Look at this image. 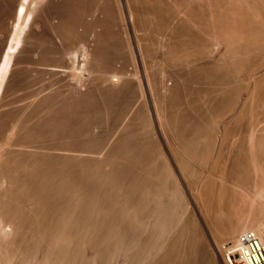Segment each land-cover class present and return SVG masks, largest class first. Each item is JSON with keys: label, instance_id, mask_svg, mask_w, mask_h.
<instances>
[{"label": "bare ground", "instance_id": "bare-ground-1", "mask_svg": "<svg viewBox=\"0 0 264 264\" xmlns=\"http://www.w3.org/2000/svg\"><path fill=\"white\" fill-rule=\"evenodd\" d=\"M142 1L135 0L132 3L131 2L128 3L126 0H0V264H114L115 263L114 256L116 254L122 255L124 257L129 255V253H132V256L136 255L137 253H141V255H143L142 257H144V260L150 258L153 259L154 262L159 250L158 249L159 246L158 239L160 236L159 234L167 233V231H169L168 229H170V227L167 228L168 227L167 225L172 219L170 218V216L173 217V213H174V211L172 210V214L170 213L171 215L169 216V211H170L169 209H172L171 205L173 204L172 202L170 204L169 199L170 201L175 200L176 202H178L179 198H181V196L179 198L177 197L179 196L178 194L180 193L179 191L178 193L176 191L177 190L175 185L176 182L172 184L173 183L172 180L175 181L174 179H176L174 178V175L177 176V179L179 180V184H183L182 183L183 180H184L183 182L185 183L186 182L185 179L188 180V178H190L189 181H191V183L189 184H191L192 187L187 186L185 189L187 190L186 194L187 193L189 194V196H187L188 198L191 196V198L194 199V195H195L194 193L196 192H197L196 195H200L203 197V198L201 197L202 201H204L203 199L206 200V198L208 199L209 197L211 198L212 196H217V195L219 196L221 194L223 195L228 192L230 193V191L228 190L231 189L232 187L231 188L229 187L228 190L225 189L223 191L222 188H224L225 186H223L222 184V187L220 188L219 185H216L217 183H215L214 181V179L217 178L219 176L218 174L222 171L219 170L220 171L219 172L215 168L216 173L219 172L217 174V177L214 176L216 173L211 174L209 171H208L209 173L206 171L203 172L201 170L199 172H195L194 170L196 169L194 170L191 169L190 171L186 166L189 162H187L186 164L187 160L186 161L184 160L185 154H187L188 158H193V160L194 158H198L199 160H201L200 161L201 164H204L209 159H214L212 157V155L214 156L213 154L214 152L212 153V155L210 153V151L212 152V150L213 151L215 150L212 147L213 140L215 139L213 137V134L218 139V143H219L218 147H220L219 150L222 147L225 148L228 146L235 147L237 148L236 151L237 152L239 151L240 154L242 152V154L241 157L240 154L238 155L239 159L236 157L238 154L236 151L235 152L237 154L234 153L235 155L232 156L236 157L239 161L241 160L240 158H242V160L244 161V158L247 157L249 161V165L248 163H246L248 161H246L245 163L247 164L248 167L250 166L252 168V171L249 170L251 171V173L248 172V176L249 174L250 175L252 174L251 176H253V179L251 181L255 182L254 180L255 177L258 180V182L261 184V186H263L264 188V0H175V1L173 0L176 6L177 14L181 13L179 15L185 16L181 18L184 19L185 22L183 20L180 21L181 19L180 20L178 19L179 21L177 20L178 22L176 21V24H174L173 23L174 21L167 16L168 13H166L165 15V12L164 13L162 12L164 9L163 4L160 3V1L162 0H159V2H157V0L155 1L151 0V2L149 0H144L145 2ZM170 2L172 4V1ZM165 7H167V5ZM173 11H175V8ZM161 13H163L165 16ZM116 14H119L120 16L123 15L124 18L128 21H130V19L134 16H140V15L142 17L147 16L149 20H152L150 19L151 17L154 19L158 14L163 15L162 17L161 15H159L160 17L157 19V21L159 22L157 24L152 25L153 30L157 29V31H160L162 28L167 30V33L162 34L163 31H166L162 29L161 30L162 32L161 31L159 32L161 34L158 37H156V39L157 38L159 39L158 40L159 47L155 49L153 48L154 46L151 47L148 46L150 44V41L153 38H155L150 31H147L149 32L148 35L144 34L145 37L141 36L142 38L144 37L143 39L144 40L146 39L145 42H147V40H149V38L151 37V34L153 35L151 39L148 41L149 44L147 43L148 44L147 47H143V49L145 48L144 50H146L149 53L148 55L149 57L147 56V58L148 60L150 59V61H156L157 60L156 58L158 57H159L158 60L161 61H164L165 58L166 60H168V62L172 60L173 62L174 60H179L178 61L180 62V67L178 66L179 69L173 70V73H171L170 71L171 74L168 73L169 75L166 73L167 74L166 79L161 80V86L163 90L165 89L168 91L169 90L171 91L172 89L176 90L178 81L183 83L182 84L183 86L187 84L188 83L187 81H189V79L192 77L198 80L199 82L201 81V79L203 80L202 84H204L205 86H203L202 90L200 89L201 91L198 92L199 93L202 92L200 94L204 95L201 96L205 98L207 103L205 101L204 103L207 104V107L211 111L212 110L215 111L214 117L216 118L215 120L216 122H214L215 124L212 122L211 123L214 124V126L216 125L215 127L214 126L213 127L218 130L216 131V133H218L217 135L216 133H213L212 129L213 130L215 129L212 127L211 129L210 125L212 124L211 123L209 124L208 122L207 123L205 122V124H203L201 123L202 121H194L190 119V121L192 120L193 122H189L187 120V122L189 123H186L185 119L187 117H183L184 115L180 114L181 116L179 120H177L178 121L177 125H179V121L182 117L185 125L182 129L186 128L185 131L188 132H185V134L189 133V135L188 136L185 135L184 130L181 131L180 127L175 126L174 130L176 135L179 137L178 141L180 140L179 142H181L182 144L181 152L183 151L181 153L180 151H178L177 148V151L179 153L175 154V156L179 157V161H176L175 160L176 158H173L175 162H172L173 159L171 158V162H168L167 156L164 157L162 156L163 154H160L161 156H158V158L159 157L163 158V160L161 159L160 161H155L158 160L157 156L155 155H154L156 158L155 160L148 161L150 158L148 159V157L145 156V154L144 156L148 160H144V159L139 160V158L141 157L140 155H142L147 151V149H145L146 151H144L142 154H139L140 152H142V150H144L143 148L139 153L137 152V154H139V158L137 162L135 161L136 159H134L135 163L134 164L132 163L135 171L130 170L135 172V173L132 172V176L134 174L135 177L134 176L131 177L130 176L131 173L127 175V172L131 165H129L127 169L126 167L128 165L125 166L124 162L123 163H121L122 161L119 162L117 158H116L117 160H115L113 163L112 161L114 159H110L109 157L114 158V156L112 157L111 155H109L108 157L111 160V162L110 160H108L109 162L108 166L112 163V166L114 167L113 169L114 171L112 172L110 170L111 168L110 169L108 168V171L110 172L101 169V167L106 165L107 160L103 162L99 158L93 159V156L99 155L100 153L102 154L104 149L102 150V152L100 149L103 148L104 144L110 145L109 144L111 141L110 138H107L106 140L109 139V141H106V143L103 142L104 144H102V140L100 139L102 145L100 144L99 147H97L98 145L93 146L94 144L93 145L87 144L86 146H84L83 144L79 145L78 130L81 129H78L77 126L78 129L77 130L70 121L72 115H74V117L80 115L79 104H75L78 105V107H75L74 104H72L73 106L70 105V102L66 103L68 111H70L71 114L70 118L67 117L65 118V116L61 117L62 113L59 114L60 112L58 111L61 110L59 104L57 105L58 107L53 104L55 106L54 110L53 108H50V110L51 109L53 110V112L50 111L51 113L50 115L52 116L50 120L46 121L47 120L46 119L41 122V127H38L41 128V130L37 131L36 129H34L35 127L32 129L28 127L27 129L25 127L26 126L25 123L27 122L25 116L29 117L31 111L30 116L33 117L32 114L34 113L33 106L37 103V106H41L43 108L46 107L45 109L47 108L49 109L48 106L52 105L51 103L53 102V98L55 97V95L54 97L52 96L53 95L52 92L57 93L58 90L60 91L61 89H59V87L60 88L64 87L62 88L63 90L66 88L64 92L67 91L68 93L66 92V94L69 95L71 94L70 96H72L74 100L79 99L78 97L81 96L82 99H84L82 103L87 108V104H90L89 101H91L89 98L91 97L90 93H92V91H89V86L88 89H85L83 87L86 86L85 84H87V82L89 81L90 76L91 78H94L96 76L97 81L101 86L102 85L104 86V87L102 86V88L107 89L106 91L108 92V94H110L109 91L111 90L115 91L114 89H116L117 87L120 88L121 86L124 87L123 89H125V91L122 89V91L124 92H126V89L128 88L130 91H127V94L130 93L132 100L130 106L131 108H128L129 106H127V108L129 109L128 112L137 109V107H139L141 104L143 106V103H145L146 100L148 101V95L151 94L150 96H152V90L154 86L152 87L151 84H149V82L150 81L152 82V80L149 79L150 77L146 75L147 73L144 71L147 65L145 63V60L143 59L144 54H142V52L144 50H142L141 52L138 47L139 44L136 45L138 41L134 45L132 40L133 43L132 46L133 48H131L133 50V57H132L133 61L131 60L133 63L132 73L130 72L129 74H126V72H123L122 70H125L124 69L125 67L121 68L122 69L121 70L120 69L121 65L119 66L115 61L112 62L110 60L111 57L108 56L109 53L108 47H110L109 46L110 38L113 36V38L115 39L117 36L115 33L112 35L110 34L111 32H109L111 29L110 25L111 23L112 24L114 23L113 19L115 18ZM173 14L171 18L175 15ZM179 15L177 16L175 15L176 18H178ZM160 18L161 20H159ZM145 22H146V18H145ZM169 24H174V26ZM150 25L149 27H151ZM146 26H147L146 29H149L148 25H145V27ZM134 36L135 35H133V38ZM141 37L139 39H142ZM144 53L146 52L144 51ZM177 54L182 57L178 58ZM154 58L156 60H153ZM154 65H150V66L154 67ZM27 68L28 70L29 68L32 69V71L34 72L32 74L37 76L39 75L41 77L43 76L51 80H48V82L50 81L49 83L44 82L49 84V87L48 88L46 87L47 89L46 88L40 89L39 93L36 92V94H34L35 91L33 90L34 91L33 94L35 95V97H37L34 98L37 100L32 99L31 101H29V104L26 102L28 105L25 107L23 105L22 107L24 108L21 107L23 112L19 114V111H17L16 109L18 108V106L17 107H15L16 105L12 106V104L14 103L13 98H15L12 96V94L16 92V90L18 91L19 89H21L23 80L25 81L27 77L26 75L25 79H23V75L25 76L26 74V73L23 74V72ZM137 68L139 69V72ZM92 75L95 76L92 77ZM94 80L95 79H92V81ZM27 81H29L28 78ZM27 81L25 82L26 84ZM88 83H90L91 85L93 84V82L91 83L90 81ZM29 84L30 83H28V85ZM38 85H40V83H38ZM136 88H137V95L135 96L133 93L136 90ZM26 89L28 88L26 87ZM22 91L25 90L22 89ZM116 91L118 92V90ZM119 92L121 93V91ZM172 92L175 91L172 90ZM29 94H31V90ZM39 94L40 97L38 98L37 95ZM111 95L113 96L112 93ZM106 96L108 97V95ZM125 96L126 95H123L124 98ZM18 97H20V95L17 96V98ZM173 97L175 98V96ZM21 99L22 96L20 98V101L22 102V100L26 98L24 96V98L22 100ZM171 99L172 98H170V100ZM192 99L193 98H191V100ZM128 100L129 98L126 101L128 102ZM101 101L103 102L104 100L101 99ZM48 103H50L51 105H48ZM17 104H21V103L18 102ZM64 104H62L61 107L66 106ZM205 104L202 105L206 106ZM126 105L127 104H125L124 106ZM13 107H15V109H13ZM207 107L206 109L208 110ZM38 109L41 110L40 107ZM46 112L49 113V110ZM47 113L46 116L48 118L49 115H47ZM212 113L214 112L212 111ZM110 114H112V112ZM164 115L166 116V114ZM198 117L196 118L197 120H199ZM135 118L137 119L138 117ZM106 120L108 121V119ZM106 120H104L103 122L105 123ZM117 121H121V120H117ZM123 121L125 123V120H122V122ZM204 121H206V119ZM83 124L85 125V122ZM119 125H121V123H119ZM124 125L122 127H124ZM172 125L170 123V127ZM180 125L182 126V124ZM200 125L201 126L204 125V128L202 127L198 128V126ZM115 128L116 126L114 125V130ZM112 135L114 136V134ZM50 136L62 140L63 143L60 140L59 141L62 144L60 142L58 143L57 140L55 142H57L58 144L55 145L52 144L51 146L50 144L47 145L48 142L46 141ZM120 136L121 135L119 133V138ZM119 138L118 140L122 139ZM142 140L140 142L136 141V143H138L137 146L138 147L140 146V148L141 146L147 145L145 144L146 142ZM131 144L132 143H130V145ZM125 145L127 146L129 144H127L126 142ZM124 147L121 146V148ZM138 147H136V149ZM211 147L213 148L212 150ZM230 147H228L227 149H229ZM150 148L151 147H149V149ZM167 148L170 147L168 146ZM132 149L133 148H131L130 150ZM152 149L153 150L155 149L154 151L156 155L159 154L157 153L159 151V148H157L158 149L157 152H156V148H152ZM184 151H186V153H184ZM227 151H230V149ZM128 153H131V151ZM174 153L171 154L173 155ZM124 154L126 155V153ZM124 154H122V156H124ZM134 157H131L130 155V159L131 158L133 159ZM124 158L122 157V160ZM127 158H129V154L127 155ZM181 159H183V162ZM237 159H233V161L234 160L236 161ZM210 162L208 163L212 164V162L211 163ZM214 162H216V160H214ZM218 163L220 164V162ZM12 164L14 166V169H12L11 167ZM195 164L197 165V163ZM224 164L225 163H222V165ZM92 166H96L94 167V169L100 167L99 169H101V172L98 171L99 169L97 170L98 173L91 172L93 170ZM201 166L203 165H200L199 167L202 168ZM236 166L235 169L232 168L233 166H231V168L235 171L237 169ZM77 167H80L81 171H83V174H79L82 175L83 177L78 176L76 174L75 171ZM204 167L206 168V166ZM238 167L240 166L238 165ZM225 169L227 168L225 167ZM225 169H221L223 170L222 173L224 175H225L224 173ZM205 170H207V168ZM213 170L212 172H214ZM230 170L227 172L229 173ZM118 171L119 173H117ZM237 171L238 170H236L235 172ZM24 173L27 174L28 176L26 175L21 176V174ZM230 173L233 172L231 171ZM244 173H247V171ZM244 173L243 171L242 173H238V177L236 178L239 179V174H241L240 175L241 177L242 176L245 177ZM235 174L234 176L237 175ZM184 175L187 178H185ZM182 176L185 179H183ZM247 177H245V179ZM250 179L248 177V180ZM215 180L217 181V179ZM172 185H175L174 186L175 188L172 187ZM261 186L258 185V187ZM181 188L182 189L184 188L183 185L179 189ZM234 191L235 193H233V195L234 194L236 195V193L239 192L238 190L237 191L234 190ZM262 191L264 190L262 189ZM262 191L261 189L260 191L257 192H255L254 190L255 193L253 192L254 196L251 201H249V197L248 200L246 199L247 195L246 198L243 197L244 198L243 199L241 197L243 196V194L241 196L240 195L238 196L237 194L238 197L237 196L236 197L238 199L239 197L242 199H239V201H237L238 199L236 201L233 200V203H235V207H233V211L231 212H233L234 219H232L231 217L232 213H230L231 215L228 214L226 216H223L221 213H219L223 217L221 218L219 217V219L215 218V221L216 220L219 221L220 219H222V221L224 220L223 224L219 225V228L217 229H219L220 231V235H221L220 238H222V236H224L225 238L223 237V243L214 242L215 249L213 248L215 250L214 254L216 256L219 255V257L221 256V260L223 264H225V257L228 250V246L232 241H234L236 236L244 230H250L254 232L264 245V224L261 218L263 213L262 212L263 206L258 201V198H260V196L262 197L261 195ZM240 192L242 193L241 190ZM215 193H217V195H215ZM228 194H226V197H228L227 196ZM183 195H185V192H183ZM222 195L221 197L225 198V196ZM197 197L195 198L197 199ZM221 197L219 196L217 199L219 198L221 199ZM214 198L215 197H213L212 200ZM232 198L235 199L234 196H232ZM220 199L219 201L223 200ZM212 200L208 199V201H210L209 202L210 204ZM202 201H198V202H202ZM180 202L185 203L182 202V200H180ZM191 202H193V200ZM206 204H207V200L204 205L205 207L208 206V204L207 205ZM218 205H217L218 208H220V204ZM245 205L248 206L247 211H245L244 209ZM212 206L214 207L213 203ZM212 206L211 208H213ZM208 207L210 209V206ZM194 208H196V206ZM206 209L209 210L208 208ZM252 209L254 210V212L252 211ZM216 214L217 212L215 213V216ZM205 217L207 216L205 215ZM175 219L176 218H174V220ZM215 221L213 220V222L216 224L217 222ZM219 222L222 223L221 221ZM191 225L195 228L194 229L190 228L192 232L190 237L187 238L190 239L189 242L191 243L190 247L194 249L196 238L193 233L197 231L196 228H198L197 226L198 224L196 223V225L195 224H191ZM174 235L175 234H173V236ZM176 236H178V234ZM181 238L183 239L184 237ZM199 240L197 239V241ZM174 241L175 240H173V242ZM167 244L171 245L169 243ZM191 248L189 250H191L192 252ZM165 251L164 253L166 252L167 253L163 255L164 257H162V255L159 256V259L161 257L160 262L157 259V261L160 264L162 262H165L166 259L172 254V253L170 254V251L168 250L166 252ZM171 251H173L172 248ZM202 257H200V259ZM189 259H192V257H189ZM126 260L128 259L126 258ZM119 261H121L120 258ZM194 261L192 260V264Z\"/></svg>", "mask_w": 264, "mask_h": 264}, {"label": "rangeland", "instance_id": "rangeland-1", "mask_svg": "<svg viewBox=\"0 0 264 264\" xmlns=\"http://www.w3.org/2000/svg\"><path fill=\"white\" fill-rule=\"evenodd\" d=\"M128 3H132L133 1H135V0H126ZM137 1H142V0H137ZM150 2H151V0H149ZM149 1H147V2H149ZM153 1V0H152ZM155 1V0H154ZM165 1V2H164ZM162 0V1H160V3L161 4H163V6H164V9H163V13L165 12V15H166V13H168L167 14V16L170 18V19H172L173 21V23L174 24H176V21L179 19H181V18H183V17H185V16H182V15H179V14H181V13H178L177 14V12H176V6H175V3H174V1L173 0ZM170 1H172V4H171V2ZM142 2H145L144 0L142 1ZM157 2H159V0H157ZM167 5V7H165ZM165 8H166V10H165ZM168 8V9H167ZM173 8V9H172ZM174 8H175V11H173L174 10ZM165 10V11H164ZM172 11V12H171ZM163 13H161V14H163ZM170 13H174L176 16L177 15H179V17L178 18H176V16L174 15L172 18H171V16H172V14H170ZM161 14H158L154 19L151 17L150 19H152V20H149V18H147V16H144V17H142L141 15L140 16H134V17H132L131 19H130V21H128V20H126L125 18H124V16L123 15H119V14H116V16H115V18L113 19L114 20V23L112 24L111 23V29H113V30H111L110 29V31L109 32H111L110 34H116L117 36H116V41H115V39L113 38V36L110 38V41H109V46L110 47H108V50H109V53H108V51H107V53H108V56L109 57H111L110 58V60L112 61V62H117V64L120 66L121 65V67H120V69L121 68H124L125 70H122L123 72H126V74H129L130 72L132 73L133 71V63H132V61H133V50L131 49V48H133L132 46H133V43H134V45L136 44V42H137V44L136 45H138V47H139V49H140V51L142 52V50H144L143 49V47H147V45L149 44V40L151 39V37L154 35V37L155 38H153L151 41H150V44L148 45V46H154L153 48H157V47H159V39L157 38L156 39V37H158L161 33H159L160 31H157V29H152L153 27H152V25L153 24H157L159 21H157V19L160 17L159 15H161ZM118 15V16H117ZM164 15V14H163ZM163 15H161V17L163 16ZM164 15V16H165ZM170 15V16H169ZM176 19H175V18ZM145 18H146V22H145ZM156 19V20H155ZM134 20H136V21H134ZM144 20V21H143ZM159 20H161V18L159 19ZM178 20V21H179ZM184 21L185 22V20L184 19H181L180 21ZM133 21V22H132ZM152 21H153V23H152ZM155 21V22H154ZM177 21V22H178ZM126 22V23H125ZM145 22V23H144ZM152 23V24H151ZM181 23V22H180ZM183 23V22H182ZM124 24H126V25H124ZM151 24V25H150ZM174 24H169V25H173L174 26ZM131 25V26H130ZM135 27H134V26ZM142 26V27H139V26ZM145 25H148V27H149V25L151 26V27H149V29H146L147 28V26L145 27ZM115 26V27H114ZM127 26V27H126ZM132 27V28H131ZM145 27V28H144ZM116 28V29H115ZM142 28V29H141ZM129 29V30H128ZM136 29V30H135ZM138 29V30H137ZM141 29V30H140ZM144 29V30H143ZM133 30V31H132ZM152 30V31H151ZM163 30H166V29H163ZM147 31H150L151 33V37L149 38V40H147V42H145L146 41V39L144 40L143 38L145 37V35H148L149 34V32H147ZM157 31V32H156ZM168 31H169V29H168ZM125 32H127V33H125ZM131 32V33H130ZM162 32V31H161ZM164 32V33H163ZM162 32V34H165V33H167V30L166 31H163ZM118 33V34H117ZM155 33V34H154ZM159 33V34H158ZM121 34V35H120ZM123 34V35H122ZM132 34V35H131ZM142 34V35H141ZM145 34V35H144ZM133 35H135L134 36V38H133ZM137 35V36H136ZM156 35V36H155ZM130 36V37H129ZM141 36H144L143 38L141 37ZM150 36V35H149ZM129 37V38H128ZM138 37V38H137ZM142 38V39H139V38ZM123 38V39H122ZM127 38V39H126ZM132 38V39H131ZM136 38H137V40H136ZM141 41H144V42H140L139 40ZM156 39V40H155ZM114 40V41H113ZM132 40H133V43H132ZM123 42V43H121V42ZM135 41V42H134ZM157 41V42H156ZM130 42V43H129ZM126 43V44H125ZM140 43H142V44H140ZM148 43V44H147ZM156 43H157V45H156ZM112 44V45H111ZM121 44V45H120ZM132 44V45H131ZM144 44V45H143ZM120 45V46H119ZM126 45V46H125ZM116 46V47H115ZM119 46V47H118ZM130 46V47H129ZM141 46V47H140ZM125 49V50H124ZM129 49H131V50H129ZM150 49V48H149ZM118 51V52H117ZM144 51L146 52V53H144ZM143 52H142V54H144L143 55V59L145 60V63H146V68H145V72L147 73L146 75H148L150 78L149 79H151L152 80V82L150 81L149 82V84H151V86L153 87V90H152V96H150V95H148V101L146 100H144L145 101V103H143V106H142V104L139 106V107H137V109H134V110H132V111H130V112H128L129 111V109L128 108H131L130 106H131V96H130V93L129 94H127V91H130L128 88V90L126 89V92H124L125 91V89H123L124 87H122L121 86V88L120 87H117L116 89H114L115 91H113V90H111V91H109V93L110 94H108V92L106 91L107 89H105V88H102V86L99 84V82L97 81V78H96V76L95 75H92V77H94V78H91V76H90V79H89V81L92 83L93 82V84L91 85L90 83H88L87 81V84H85L86 86L85 87H83V88H85V89H88V86H89V91H92V93H90V95H91V97L89 98L91 101H89L90 102V104H87V108L84 106V104L82 103V101H84V99H82V97L81 96H79L78 98L79 99H76V100H74V98H72V96H70L69 94H66V92L67 91H65L64 92V90L66 89H62V88H64V87H62V88H60L59 87V89H61L60 91L58 90L57 91V93H53L52 92V96L54 97V95H55V97L53 98V102L50 104V103H48V105H51V106H48L49 107V109L47 108V109H45V108H43V107H41V106H37V103L33 106L34 107V110H33V112L34 113H32L33 114V117L32 116H30L31 115V111H30V114H29V117H27V116H25V118L27 119V122L25 123V127L27 128H34V129H36L37 131L38 130H41V128H38V127H41V122L42 121H44V120H46V121H48V120H50V118H51V116L52 115H50L51 113H50V111L51 112H53V110H54V108H55V106H57L58 104H59V107L61 108V110H58L60 113L59 114H61V117H63V116H65V118L67 117V118H70V116H71V114H70V111H68V108H67V105H66V103H69L70 102V105H72V104H74V106L75 107H78V105H75V104H79L80 105V107H79V116L77 115V117H74V115H72L71 116V123H72V125L77 129V126H78V129H81V130H78V143H79V145L80 144H83L84 146H86L87 144H90V145H93V146H97V147H99V145L101 144V140H102V144H104V143H106V141H109V139L108 140H106L107 138H110V145H106V144H104L103 145V148H101L100 150H101V152H102V150H103V152H102V154L100 153L99 155H96V156H93V159H96V158H99L100 160H102L103 162L104 161H106V165L105 166H103V167H101V169L102 170H104V171H106L107 170V172H110V171H108V168L111 170V172L112 171H114L113 169H114V167L112 166V163L110 164L111 165V167H110V165L108 166V164H109V162H108V160H110V159H114L112 162L114 163V161L115 160H117L118 159V161L120 162V161H122L121 163H123L124 162V165L126 166V165H128L126 168L128 169V167H129V165H131L130 167H129V170H128V172H127V175L129 174V173H131L130 174V176L131 177H133L134 176V174H133V176H132V172L133 171H135V169H134V167H133V165H132V163L134 164L135 163V161L137 162V160H138V158H139V154H142L144 151H146L145 149H147V151L145 152V153H143L142 155H140L141 157L139 158V160H148L149 158V160L148 161H152V160H155L156 158H155V156H157V158H158V156H161L160 154H163L162 156H164V157H166L167 156V158H168V162H171V158L173 159V158H176L175 160L176 161H179V157H177V156H175V154H178L179 152L178 151H180L181 152V150H182V144H181V142H179L178 141V136L176 135V133H175V126L176 127H180V130L181 131H183L184 130V134H185V132H188V131H185V129H182L185 125H184V121H183V118L181 117V119H180V121H181V123H180V121H179V125H177L178 124V121L177 120H179V118H180V116L181 115H184L183 117H187L186 119H185V122L186 123H189V122H193L192 120H194V121H202L201 123H203V124H205V122L207 123H214V122H216L215 120H216V118L214 117V114H215V111L214 110H212L214 113H212V111L207 107V104H205L204 103V101L206 102V100H205V98L204 97H202V96H204L203 94H200V93H202V92H198V91H201L202 90V87L203 86H205L204 84H202L203 83V80L201 79V81L199 82L198 80H196V79H194L193 77L192 78H190V77H188V78H190L189 79V81H187L188 83L187 84H189V85H187V84H185V85H183L182 86V84L183 83H181L180 81H178L177 82V89H179V90H175V89H172V90H174L175 92H176V95H175V92H172V90L170 91H168V90H163L162 89V86H161V80H163V79H166V75L169 73V74H171V73H173V70H177V69H179V67H180V62H178L179 60H174V62H173V60L172 61H169L168 62V60H166V58H165V60L164 61H161V60H158L159 59V57L158 58H154L153 60H156V61H150V59L148 60V58H147V56L149 55V53L146 51V50H144ZM116 52V53H115ZM129 52V53H128ZM131 52V53H130ZM111 53H113V54H111ZM112 55H114V56H112ZM118 55V56H117ZM178 55V54H177ZM176 55V56H177ZM129 57V58H128ZM145 57V58H144ZM149 57V56H148ZM179 57H182V56H180V55H178V58ZM147 59V60H146ZM176 59H177V57H176ZM132 60V61H131ZM164 62V63H163ZM148 63V64H147ZM159 63V64H158ZM169 63V64H168ZM175 63V64H174ZM124 64V65H123ZM155 64V65H154ZM161 64V65H160ZM150 65H154V67L153 66H150ZM168 65V66H167ZM174 65V66H173ZM123 66V67H122ZM155 66H157V67H155ZM165 66V67H164ZM179 66V67H178ZM149 67V68H148ZM164 67V68H163ZM152 68V69H151ZM156 68H157V70H156ZM170 68V69H169ZM28 70V68L27 69H25L24 70V72H23V74L24 73H26L25 74V76L23 75V79H25V77H26V75H27V77H26V79H25V81L23 80V83H22V86H21V89H19L18 91L16 90V92H14L13 94H12V96L13 97H15V98H13V97H11V98H13V101H14V103L12 104V106H15V107H17L18 106V108H16L17 109V111H19V114L21 113V112H23V110L21 109V107L24 105V107L25 106H27L28 104H29V101H31L32 99L34 100L35 98H37V97H35V95L34 94H36V92L37 93H39V90L40 89H45L46 87L48 88L49 87V82H48V80H51V79H48V78H45V77H41V76H39V79H38V76L37 75H34V74H32V73H34L33 71H32V69H30L29 68V70ZM31 70V71H30ZM120 70V71H121ZM137 70H138V72H139V69L137 68ZM149 73H148V72ZM161 71V72H160ZM170 71H171V73H170ZM128 72V73H127ZM164 72V73H163ZM28 73V74H27ZM30 73V74H29ZM162 73V74H161ZM167 73V74H166ZM33 76H32V75ZM168 74V75H169ZM28 75H29V77H28ZM161 75H162V77H161ZM35 76V77H34ZM37 76V77H36ZM41 77V78H40ZM27 78H28V80L29 81H27ZM30 78V79H29ZM44 78V79H43ZM156 80H154V79ZM35 79H37V80H35ZM42 79V80H41ZM47 79V80H46ZM92 79H95L94 81H92ZM160 79V80H159ZM31 80V81H30ZM45 80V81H44ZM27 81V84L25 83ZM154 81V82H153ZM158 81V82H157ZM207 81V80H206ZM37 82V83H36ZM44 82H48V83H44ZM28 83H30L29 85H28ZM38 83H40V85H38ZM42 83H44V84H42ZM194 83H196V84H194ZM46 84V85H45ZM90 84V85H89ZM153 84V85H152ZM160 84V85H159ZM25 87H24V86ZM32 85V86H31ZM195 85V86H194ZM200 85V86H199ZM179 86V87H178ZM185 86V87H184ZM188 86V87H187ZM191 86V87H190ZM26 87L28 88V89H26ZM33 87V88H32ZM36 87V88H35ZM43 87V88H42ZM53 87H55V86H53ZM57 87V86H56ZM104 87V86H103ZM198 87V88H197ZM38 88V89H37ZM46 88V89H47ZM95 88V89H94ZM120 88V89H119ZM126 88V87H125ZM134 88H135V85H134ZM158 88H159V90H158ZM184 88V89H183ZM22 89H24L25 91H22ZM122 89L124 90V91H122ZM156 89V90H155ZM189 89H190V91H189ZM201 89V90H200ZM30 90H31V94H32V97H31V94H29L30 93ZM35 91V93H34V91ZM103 90V91H102ZM116 90H118V92L119 91H121V93L119 92V94H121V95H119L118 94V92L116 91ZM133 90V89H132ZM131 90V91H132ZM154 90H155V92H154ZM163 90V91H162ZM23 93H22V92ZM47 91V90H46ZM54 91V90H53ZM56 91V90H55ZM134 91V90H133ZM132 91V92H133ZM135 91H136V94H135ZM134 91V95L136 96L137 95V88H136V90ZM196 92V94H195V92ZM18 92V93H17ZM114 92H115V94H114ZM116 92H117V94H116ZM123 92V93H122ZM170 92V93H169ZM178 92V93H177ZM186 92H187V94H186ZM198 92V93H197ZM15 93H16V95H15ZM34 93V94H33ZM68 93V92H67ZM96 93V94H95ZM111 93L113 94V96L111 95ZM169 93V94H168ZM173 93V94H172ZM24 94V95H23ZM29 94V95H28ZM48 94H50V93H48ZM132 94V95H133ZM171 94V95H170ZM191 94V95H190ZM20 95V97H18L17 98V96H19ZM34 95V96H33ZM46 95V94H45ZM44 95V96H45ZM57 95V96H56ZM59 95H61V96H59ZM106 95H108V97L106 96ZM111 95V96H110ZM116 95H117V97H116ZM123 95H126L125 96V98L123 97ZM129 95V96H128ZM162 95V96H161ZM168 95V96H167ZM175 96V98L173 97V96ZM200 95V96H199ZM202 95V96H201ZM21 96H22V99L24 98V96H25V98L26 99H21L22 100V102L23 103H25V104H23L21 101H20V98H21ZM27 96V97H26ZM38 96V98L40 97V94L39 95H37ZM121 98H120V97ZM151 97V99H150V97ZM172 96V97H171ZM199 96V97H198ZM28 97H30V98H28ZM35 97V98H34ZM104 97V98H103ZM116 97V98H115ZM161 97V98H160ZM172 98L171 100H170V98ZM177 97V98H176ZM184 97V98H183ZM56 98H57V101H56ZM63 98H64V100H63ZM129 98V100H128V102L130 103H128L126 100ZM163 98H165V99H163ZM173 98H174V100H173ZM181 98H182V100H181ZM187 98V99H186ZM191 98H193L192 100H191ZM17 99V100H16ZM81 99V100H80ZM94 99V100H93ZM96 99V100H95ZM98 99V100H97ZM100 99V100H99ZM101 99L102 100H104L103 102L101 101ZM109 99V100H108ZM116 99V100H115ZM155 99V100H154ZM156 99H158V100H156ZM176 99V100H175ZM203 99V100H202ZM18 101V102H20L21 104H17L18 102H16V101ZM24 100H27V101H24ZM35 100H37V99H35ZM61 100V101H60ZM72 100V101H71ZM75 102H74V101ZM105 100H107V101H105ZM112 100H114V101H116V102H114V101H112ZM121 100V101H120ZM124 100H125V102H124ZM152 100V101H151ZM178 100H179V102H178ZM195 100V101H194ZM56 101V102H55ZM110 101V102H109ZM123 101V102H122ZM175 101V102H174ZM182 101H183V103H182ZM188 101V102H187ZM198 101V102H197ZM201 101V102H200ZM16 102V103H15ZM28 104H27V103ZM59 102V103H58ZM61 102H63V103H61ZM99 102H100V104H99ZM113 102H114V105H113ZM149 102V103H148ZM174 102V103H173ZM177 102V103H176ZM190 102V103H189ZM65 103V104H64ZM92 103V104H91ZM97 104V105H95V104ZM103 103V104H102ZM106 103V104H105ZM110 103V104H109ZM148 103V104H147ZM153 103V104H152ZM207 103V102H206ZM55 106H54V105ZM62 104H64V105H66V106H62L61 107V105ZM82 104V105H81ZM99 104V105H98ZM105 104V105H104ZM108 104V105H107ZM121 104H123V105H121ZM125 104H127L126 106H124ZM179 104V105H178ZM181 104V105H180ZM185 104V105H184ZM202 104H205L206 106H204V105H202ZM21 105V106H20ZM90 105V106H89ZM120 105V106H119ZM149 105H150V108H149ZM152 105V106H151ZM173 107H172V106ZM175 105V106H174ZM179 107H178V106ZM187 105V106H186ZM194 105V106H193ZM197 105H199V106H197ZM20 106V107H19ZM54 106V107H53ZM73 106V105H72ZM103 106V107H102ZM110 106H111V108H110ZM126 108H124V107ZM127 106H129L128 108H127ZM182 106V107H181ZM189 106V107H188ZM193 106V107H192ZM15 107H13V109H15ZM24 107H22V108H24ZM36 107V108H35ZM40 107L41 108V110L40 109H38V108ZM58 107V106H57ZM66 109H65V108ZM81 107H82V109H81ZM95 109H94V108ZM122 107H123V109H122ZM181 107V108H180ZM206 107L208 108V110L206 109ZM32 108V107H31ZM50 108H53V110L51 109L50 110ZM59 108V109H60ZM101 108V109H100ZM115 108H118V109H115ZM141 108H143V109H141ZM187 108V109H186ZM195 108V109H194ZM197 108H199V109H197ZM37 109H38V112H37ZM80 109H81V111H80ZM91 109V110H90ZM103 109V110H102ZM112 109V110H111ZM140 109V110H139ZM174 109H176V110H174ZM183 109V110H182ZM185 109V110H184ZM197 109V110H196ZM202 111H201V110ZM49 110V113H47L46 111H48ZM66 110V111H65ZM99 110V111H98ZM108 110H110V111H108ZM115 110V111H114ZM122 110V111H121ZM131 110V109H130ZM137 110V111H136ZM145 110V111H144ZM42 111V112H41ZM45 111V112H44ZM62 111V112H61ZM150 111V112H149ZM161 111V112H160ZM172 111V112H171ZM181 111V112H180ZM184 111V112H183ZM211 111V112H210ZM64 112V113H63ZM67 112V113H66ZM93 112V113H92ZM102 112V113H101ZM105 112V113H104ZM112 112V114H110V113ZM117 112H118V114H117ZM121 112H122V114H121ZM153 113V115H152V113ZM175 112H176V114H175ZM199 112V113H198ZM204 114H203V113ZM26 113V112H25ZM46 113H47V115H49V117L47 118V116H46ZM89 113V114H88ZM116 113V114H115ZM125 113V114H124ZM28 114V113H27ZM65 114H67V115H65ZM98 114V115H97ZM103 114H105V115H103ZM107 114V115H106ZM125 116H124V115ZM128 114V115H127ZM164 114H166V116L164 115ZM174 114H175V116H174ZM181 114V115H180ZM195 114V115H194ZM198 114V115H197ZM211 114V115H210ZM36 115H38V116H36ZM45 115V116H44ZM82 115V116H81ZM85 115H87V116H85ZM92 115V116H91ZM97 115V116H96ZM112 117H111V116ZM120 115H121V117H120ZM143 115V116H142ZM156 115H158V116H156ZM189 115V116H188ZM201 117H200V116ZM76 116V115H75ZM95 116V117H94ZM115 116H117V117H115ZM132 116V117H131ZM193 116V117H192ZM199 116V117H198ZM203 116V117H202ZM211 116H213V117H211ZM79 117V118H78ZM89 117V118H88ZM98 117V118H97ZM119 117V118H118ZM135 117H138L137 119L135 118ZM151 117H152V119H151ZM156 117V118H155ZM167 117V118H166ZM190 117V118H189ZM198 117V119L199 120H197L196 118ZM25 118H23V119H25ZM84 118H85V120H84ZM104 118V119H103ZM111 118V119H110ZM122 118V119H121ZM126 118V119H125ZM131 120H130V119ZM135 118V119H134ZM147 118V119H146ZM158 118V119H157ZM164 118V119H163ZM178 118V119H177ZM203 118H204V120L206 119V121H204L203 120ZM33 119V120H32ZM41 121H40V120ZM94 119V120H93ZM101 119V120H100ZM106 119H108V121L106 120ZM114 119V120H113ZM116 119V120H115ZM133 119V120H132ZM142 119V120H141ZM162 119V120H161ZM175 119V120H174ZM190 119H192L191 121H190ZM210 119V120H209ZM214 119V120H213ZM39 120V121H38ZM79 120V121H78ZM87 120V121H86ZM90 120V121H89ZM104 120H106L105 121V123L103 122ZM117 120H121V121H117ZM122 120H125V123H124V121L122 122ZM166 120V121H165ZM169 120V121H168ZM173 120V121H172ZM187 120L189 121V122H187ZM35 121V122H34ZM36 121H38V122H36ZM76 121V122H75ZM97 121H99V122H97ZM113 121V122H112ZM138 121V122H137ZM139 121H141V122H139ZM147 121V122H146ZM162 121V122H161ZM204 121V122H203ZM29 122V123H28ZM85 122V125L83 124ZM86 122H87V124H86ZM102 122V123H101ZM111 122V123H110ZM131 122V123H130ZM132 122H134V123H132ZM145 122V123H144ZM161 122V123H160ZM165 122V123H164ZM183 122V123H182ZM36 123V124H35ZM101 123V124H100ZM113 123H115V124H113ZM119 123H121V125H119ZM169 123V124H168ZM170 123H171V125L172 124H175V125H172L171 127H170ZM211 123V124H212ZM33 124H35V125H33ZM75 124V125H74ZM105 124V125H104ZM118 125V127H117V125ZM125 124V125H124ZM129 124V125H128ZM133 124V125H132ZM140 124V125H139ZM180 124H182V126L180 125ZM215 124V123H214ZM214 124H212V125H210V128L212 127V128H214L215 126H214ZM80 125H81V127H80ZM84 125V126H83ZM87 125V126H86ZM99 125V126H98ZM107 125V126H106ZM111 125H113V126H111ZM114 125L116 126V128H115V130H114ZM124 125V127H122ZM127 125V126H126ZM147 125V126H146ZM187 125V124H186ZM199 125V124H198ZM91 126H92V129H91ZM119 126H120V128H119ZM214 126V127H213ZM88 127V128H87ZM108 127H111V128H108ZM147 127V128H146ZM163 127V128H162ZM167 127H170V128H167ZM200 127H202V128H204V125H200V126H198V128H200ZM26 128H24V129H26ZM27 128V129H28ZM94 128V129H93ZM141 128V129H140ZM211 128V129H212ZM87 129V130H86ZM111 129V130H110ZM125 129H127V130H125ZM135 129V130H134ZM144 131H143V130ZM147 131H146V130ZM163 129V130H162ZM167 131H166V130ZM179 129V128H178ZM215 130H213L212 129V132L213 133H216V131H218L216 128H214ZM89 130H91V131H89ZM103 130H105V131H103ZM112 130H114V131H112ZM122 131V132H120V131ZM139 130V131H138ZM150 130H152V131H150ZM174 132H173V131ZM84 131H87V132H84ZM99 131H101V132H99ZM142 133H141V132ZM149 131V132H148ZM160 131V132H159ZM84 132V133H83ZM166 134H165V133ZM170 132V133H169ZM22 133V132H21ZM109 133V134H108ZM119 133H120V138H122V139H120L119 138ZM136 133H138V134H136ZM100 134H103V135H100ZM112 134H114V136L112 135ZM123 134V135H122ZM125 134V135H124ZM128 134V135H127ZM132 134H134V135H132ZM169 134V135H168ZM173 134V135H172ZM218 133H216V135H217ZM96 135V136H95ZM112 135V136H111ZM116 135H117V137H116ZM144 135H146V136H144ZM150 135H152V136H150ZM167 135V136H166ZM185 135H189V133H186ZM105 136V137H104ZM110 136V137H109ZM177 136V137H176ZM51 137V138H50ZM50 137H48V139H47V141L46 142H48L47 143V145H49L50 144V146L52 145V144H58L60 141L62 142V140H60V139H58V138H54L53 136H50ZM85 137V138H84ZM93 137V138H92ZM128 137H130V138H128ZM164 137V138H163ZM167 137V138H166ZM174 137V138H173ZM213 137L216 139H214L213 140V148L215 149L214 151L212 150L213 148L211 147V150H212V152L210 151V153H211V155H212V153L214 154V156L212 155V157L214 158V159H209L207 162H205L204 164H201L200 163V161L201 160H199L198 158H194V160H193V158H188L187 157V154H185V156H184V160L186 161V164H187V162H189L186 166H187V168L191 171V169L192 170H194V169H196V170H194L195 172H199L200 170L201 171H206V172H210L211 174L213 173V174H215L216 173V169H217V171H222L223 172V170H221V169H225V167L227 168V169H225L224 171V173H225V175L222 173V172H220V173H222V174H220L219 172H217L214 176H216L217 177V174L219 175L217 178H215V179H217V181L214 179V181H215V183H217L216 185H219V187L221 188L222 187V184H223V186H225L224 188H222L223 189V191L225 190V189H229V187L231 188V189H229L228 191H230V193L228 194V193H225V194H221L222 196H225V198L223 199L222 197H221V195H219L220 197H221V199H223V200H221L220 198V200L222 201H219V199H217L219 196L217 195V193H215V195H217V196H212L211 198L209 197L208 199H210V200H212V198L213 197H215L212 201H211V204L209 203L210 201H208V199L206 198V200H207V204H208V206H210V209H209V207L208 206H204L205 205V203H206V200L205 199H203L204 201H202V196H200V195H196L197 194V192L196 193H194L195 195H194V199H192L191 198V196L188 198L187 196H189V194L187 195L186 194V191L187 190H185L186 189V187L188 186V187H192V185L191 184H189V183H191V181H189L190 180V178H188V180L187 179H185V178H187V177H185V175H184V177L182 176V178L183 179H185V183L182 181V183L183 184H179V180L177 179V176H175L174 175V178H176V179H174L175 181H173L172 180V184H174L175 182V185H176V191H177V193H178V191H179V193L181 194H178L179 196H177L178 198L181 196V198H179V200H178V202H176L175 200H173V201H170V199H169V202H170V204H171V202L173 203L171 206V208L172 209H169L170 211H169V216L172 214V210L174 211V213H173V217L172 216H170V218H172L171 219V221H170V218H169V223H168V227L167 228H169L170 227V229H168L169 231H167V233H160L159 235V239H158V244H159V246H158V254H157V256H156V258H155V260L157 261V259L159 260V262H160V259H161V257H160V259H159V256H161L162 255V257H164L163 255H165L167 252V250L168 251H170V256L166 259V261L165 262H162L161 264H183V262H184V264H192V260L194 261L195 259V261L193 262V264H213L214 262V264H223V262H222V260H221V256L219 257V255L218 256H216L214 253H215V246H214V242H216V243H220V242H222L223 243V237L224 236H222V238H220L221 237V235H220V231H219V229H217V228H219V225H222L223 224V222H224V220L222 221V219H220L219 221H221L222 223H220L218 220H216L215 221V218L217 219H219V217L221 218V217H223V216H226V215H228V214H230V213H232V215H231V217H232V219H234L233 218V212H231V211H233V207H235V203H233V200H237L238 198V196L240 195H242L243 194V196H241L242 198L243 197H245L246 198V195H247V200H248V197H249V201H251L252 200V198H253V196H254V194H253V192H254V190H255V192H257V191H260V189H261V191H262V189L264 190V188H263V186H261V184L258 182V180L254 177V180H255V182L254 181H251L252 179H253V176H251L250 174H249V176H248V172H250L251 173V171H252V168L249 166H247V164L246 163H248V165H249V161H248V159H247V157H245L244 158V161L242 160V158H240L241 160V162L238 160L239 158V151L237 152L236 150H237V148H235V147H230V146H228V147H230L229 149H230V151H227V150H229V149H227L228 147H222V148H224V149H220L219 150V148L220 147H218L219 145V143H218V139H217V137L213 134ZM83 138V139H82ZM91 138H92V141H91ZM96 138H99V139H96ZM117 138V139H116ZM118 138L121 140H118ZM139 138V139H138ZM146 138V139H145ZM148 138V139H147ZM152 138V139H151ZM88 139V140H87ZM101 139V140H100ZM113 139V140H112ZM114 139H115V141H114ZM124 139V140H123ZM137 139V140H136ZM142 139H144V140H142ZM49 140V141H48ZM51 140H53V141H51ZM58 140V143L57 142H55V141H57ZM60 140V141H59ZM80 140V141H79ZM82 140V141H81ZM83 140H84V142H83ZM86 140V141H85ZM105 140V141H104ZM132 140V141H131ZM137 142H140L141 140L142 141H145L146 143L145 144H147V145H145V146H141V148H140V146L138 147L137 145H138V143H136V141ZM154 140V141H153ZM87 141H88V143H87ZM89 141H90V143H89ZM97 141H99V142H97ZM122 141H123V143H122ZM134 141V142H133ZM151 142V143H148V142ZM169 141V142H168ZM52 142V143H51ZM55 142V143H54ZM60 142V143H61ZM80 142H82V143H80ZM98 144H97V143ZM104 142V143H103ZM126 142H127V144H129V145H127L128 146V148H127V146L125 145L126 144ZM166 142V143H165ZM175 142V143H174ZM63 143V142H62ZM61 143V144H62ZM95 143H96V145H95ZM120 143V144H119ZM125 143V144H124ZM130 143H132L131 145H130ZM134 143H136V144H134ZM178 143V144H177ZM214 143H216V144H214ZM101 144V145H102ZM107 144H108V142H107ZM114 144H115V146H114ZM123 144V145H122ZM134 144V145H133ZM153 144V145H152ZM158 144V145H157ZM162 144V145H161ZM180 144H181V146H180ZM53 145V146H54ZM89 145V146H90ZM136 145V146H135ZM155 145V146H154ZM164 145V146H163ZM167 145V146H166ZM215 145H216V147H215ZM117 146V147H116ZM121 146H125L124 148H121ZM131 146V147H130ZM135 146V147H134ZM157 146V147H156ZM170 147V148H167V147ZM114 147V148H113ZM136 147H138L137 149H136ZM149 147H151L150 149H152V148H156V152L158 151V149L157 148H159V151L157 152V153H159V154H157L156 155V153H155V149L153 150V152H152V150H150L149 149ZM181 149H180V148ZM113 148V149H112ZM120 148V149H119ZM131 148H133L132 150H130ZM144 148V150H142ZM177 148H178V151H177ZM107 149V150H106ZM115 149V150H114ZM123 149V150H122ZM129 151H128V150ZM149 149V150H148ZM168 149H169V151H168ZM217 149H218V151H217ZM235 149V150H234ZM100 150H98V151H100ZM121 150H122V153H121ZM124 150H125V152H124ZM126 150H127V152H126ZM134 150V151H133ZM136 150V151H135ZM142 150V152H140ZM162 150V151H161ZM168 152H167V151ZM172 152H171V151ZM234 150V151H233ZM131 151V153H133V154H131V153H128V152H130ZM161 151V152H160ZM164 151V152H163ZM233 151V152H232ZM238 153H236V152ZM109 153V154H107V153ZM113 152H114V154H113ZM117 152H118V154H117ZM137 152L139 153V154H137ZM149 152H150V154H151V156H152V154H153V156L151 157L150 156V154H149ZM175 152V153H174ZM183 152V151H182ZM181 152V153H182ZM230 153V154H228V153ZM231 152H232V154H231ZM241 152V151H240ZM121 153V154H120ZM124 153H126V155L124 154ZM129 154V158H127V155ZM165 153V154H164ZM169 153V154H168ZM171 153H174L173 155L171 154ZM184 153H186V151H184ZM226 155H225V154ZM234 153H236L237 154V158L236 157H234V156H232V155H235ZM113 154V155H112ZM122 154H124V156H122ZM144 154H145V156H147L148 157V159L144 156ZM149 156H148V155ZM241 154H242V152H241ZM241 154H240V157H241ZM101 155H102V157H101ZM106 155V156H105ZM109 155H111L112 157L114 156V158H111V157H109ZM118 157H117V156ZM130 155H131V157H134L133 159L131 158L130 159ZM132 155H134V156H132ZM155 155V156H154ZM169 155V156H168ZM172 155V156H171ZM121 157V160H120V157ZM171 156V157H170ZM243 156V155H242ZM110 159H109V158ZM122 157L124 158L123 160H122ZM142 157H145V158H142ZM211 157V156H210ZM211 157V158H212ZM102 158V159H101ZM104 158V159H103ZM117 158V159H116ZM142 158V159H141ZM152 158V159H151ZM154 158V159H153ZM160 158V159H159ZM158 158V160H155V161H160L161 159L163 160V158H161V157H159ZM187 158V159H186ZM218 158V159H217ZM224 158V159H223ZM134 159H136L135 161H134ZM164 159H166V158H164ZM183 159H181L182 160V162H183ZM190 159V160H189ZM196 159V160H195ZM233 159H237L236 161L234 160L233 161ZM99 160V161H100ZM132 160V161H131ZM174 160V159H173ZM172 160V162H175V160L173 161ZM199 162H198V161ZM214 160H216V162H214ZM222 160V161H221ZM229 160V161H228ZM167 161V160H166ZM212 162V164H209L208 162ZM227 161V162H226ZM246 161H248V162H246ZM110 162H111V160H110ZM210 162V163H211ZM218 162H220V164L218 163ZM230 162V163H229ZM236 162H239V163H236V165L238 164L240 167H238V165L236 166L235 165V163ZM242 162H244V163H242ZM246 162V163H245ZM126 163V164H125ZM195 163H197V165L195 164ZM199 163H200V165H203V166H201L202 168H200L199 166ZM214 163V164H213ZM222 163H227L226 164V166H225V164L224 165H222ZM219 164V165H218ZM242 164H244V165H242ZM192 167H191V166ZM209 165V166H208ZM211 165H212V167H211ZM215 165H218V166H214ZM223 167H222V166ZM189 166H190V168H189ZM204 166H206V168H207V170H205L206 168L204 167ZM225 166V167H224ZM231 166H233L232 168L233 169H235V166L237 167V169L236 170H238L237 172L238 173H242V171H243V173L244 172H246L247 171V173H244L245 174V177H249V179L250 180H248V177L245 179V177L244 176H240L241 174H239V179L238 178H236V177H238V173L237 172H235L232 168H231ZM11 167H12V169H14V166H13V164L11 165ZM94 167H96V166H92V171L91 172H97L98 173V171L99 172H101V169H99V168H95L94 169ZM107 167V168H106ZM204 167V168H203ZM219 167V168H218ZM220 167H222V168H220ZM104 168V169H103ZM198 168V169H197ZM213 168H214V170H213ZM216 168V169H215ZM230 168H231V170H230ZM247 168V169H246ZM249 168V169H248ZM99 169V170H98ZM204 169V170H203ZM214 171V172H212V170ZM98 170V171H97ZM130 170H133V171H130ZM188 170V171H189ZM230 170V172L232 171L233 173H228L227 171H229ZM241 170V171H240ZM246 170V171H245ZM249 170H251V171H249ZM130 171V172H129ZM240 171V172H239ZM76 174L78 175V176H81V177H83L82 175H79V174H83V171H81V169H80V167H77L76 168ZM116 172V171H115ZM125 172V171H124ZM208 172V173H209ZM117 173H119V171L117 172ZM126 173V172H125ZM133 173H135V172H133ZM237 175H236V174ZM227 174V175H226ZM231 174V175H230ZM234 174L236 175V176H234ZM22 175H26V176H28L27 174H21V176ZM243 175V174H242ZM189 176V175H188ZM222 176V177H221ZM230 176V177H229ZM135 177V176H134ZM221 177V178H220ZM224 177V178H223ZM229 177V178H228ZM244 177V178H243ZM220 178V179H219ZM235 178V179H234ZM240 178H243V179H240ZM218 179H219V181H221V182H219L218 181ZM238 179V180H237ZM246 181H245V180ZM245 181V182H242V181ZM178 181V182H177ZM227 181V182H226ZM234 181V182H233ZM240 181H241V184H240ZM248 181V182H247ZM233 182V183H232ZM254 182V183H253ZM258 182V183H257ZM178 183V184H177ZM221 183V184H220ZM228 183V184H227ZM237 183V184H236ZM244 185H247V186H244ZM250 183V184H249ZM240 184V185H239ZM254 184V185H253ZM175 185H172V187H174ZM178 185V186H177ZM183 185V191L181 190V189H179L181 186ZM186 185V186H185ZM229 185V186H228ZM238 185V186H237ZM256 185V186H255ZM258 185L259 186H261V187H258ZM234 186V187H233ZM218 187V186H217ZM227 187V188H226ZM241 189H240V188ZM248 187V188H247ZM254 187H256V188H254ZM258 187V188H257ZM175 188V187H174ZM243 188H246V189H243ZM249 189V190H248ZM181 190V191H180ZM232 190H233V192H232ZM234 190H238L239 192H237L236 193V195L234 194L233 195V193H235V191ZM240 190L242 191V193L240 192ZM245 190V191H244ZM248 190V191H247ZM175 191V190H174ZM183 192H185V195H183ZM232 192V193H231ZM254 192V193H255ZM239 193H241V194H239ZM262 194V197L260 196V198H258V201L262 204V206H263V213H262V221H263V224H264V191H262L261 192ZM226 194H228L227 196L228 197H226ZM232 194V195H231ZM237 194H238V196H237ZM212 195H214V194H212ZM230 195V196H229ZM245 195V196H244ZM185 196V197H184ZM197 196H199V197H197ZM232 196H234L235 197V199H233L232 198ZM237 196V197H236ZM183 197V198H182ZM195 197H197V199L195 198ZM242 198H240L239 197V199H242ZM239 199L237 200V201H239ZM244 199V198H243ZM180 200H182V202H185V203H181L180 202ZM193 200V202H191ZM227 200V201H226ZM198 201H202V202H198ZM226 201V202H225ZM231 201V202H230ZM234 201V202H235ZM195 202V203H194ZM221 202V203H220ZM231 204H230V203ZM248 202V201H247ZM177 203V204H176ZM203 205H202V204ZM212 203H213V205H214V207L212 206ZM220 204V208H218V204ZM237 203V202H236ZM198 206H197V205ZM201 204V205H200ZM206 204V205H207ZM227 204H229V205H227ZM234 204V205H233ZM180 205V206H179ZM182 205V206H181ZM187 205V206H186ZM194 205V206H193ZM218 205V206H217ZM193 206V207H192ZM196 206V208H194ZM200 206V207H199ZM211 206L213 207V208H211ZM223 206V207H222ZM175 207V208H174ZM187 208V209H186ZM190 208V209H189ZM206 208H208L209 210H207ZM219 209V211H218V209ZM227 208V209H226ZM231 208V209H230ZM224 209V210H223ZM244 209H245V211H247L248 210V206L247 205H245L244 206ZM254 209V208H253ZM252 209V211L254 212V210ZM183 210V211H182ZM200 210V211H199ZM205 210V211H204ZM213 212H212V211ZM220 210H221V212H220ZM228 210V211H227ZM183 213H182V212ZM176 212V213H175ZM180 212V213H179ZM217 212V214H216V216H215V213ZM227 212V213H226ZM171 213V214H170ZM206 213V214H205ZM210 213V214H209ZM219 213H221V214H219ZM225 215H224V214ZM176 214V215H175ZM193 214V215H192ZM199 214V215H198ZM209 214V215H208ZM187 215H188V217H187ZM201 215V216H200ZM205 215L207 216V217H205ZM220 215V216H219ZM176 216V217H175ZM178 216V217H177ZM185 216V217H184ZM194 216V217H193ZM197 216V217H196ZM211 216V217H210ZM210 217V218H209ZM174 218H176L175 220H174ZM204 218V219H203ZM183 219V220H182ZM185 219V220H184ZM202 219V220H201ZM186 220H187V222H186ZM189 220V221H188ZM194 220V221H193ZM201 220V221H200ZM209 220V221H208ZM213 220L215 221V222H217L216 224L213 222ZM176 221V222H175ZM180 221V222H179ZM193 221V222H192ZM196 221V222H195ZM198 221V222H197ZM171 222H173L174 223V225H173V223H171ZM182 223V224H181ZM196 223L198 224L197 226H198V228H196V230L198 231V233H197V231L195 232V230H194V232L195 233H193L194 235H195V240H196V242H195V246H194V249H192L191 247H190V244L191 243H189L190 242V239L189 238H187V237H190V235H191V232H192V230L191 229H194L195 227H193L191 224H195L196 225ZM219 223V224H218ZM184 224V225H183ZM188 224V225H187ZM194 225V226H195ZM205 225V226H204ZM180 226V227H179ZM185 226H187V227H185ZM201 226V227H200ZM178 227H179V229H178ZM193 227V228H192ZM206 227V228H205ZM175 228H177V229H175ZM188 228V229H187ZM191 228V229H190ZM172 229V230H171ZM170 230H171V232H170ZM173 230H175V231H173ZM182 230V231H181ZM213 230V231H212ZM216 230H217V232H216ZM221 230V229H220ZM185 231V232H184ZM158 232V231H157ZM171 234H170V233ZM177 232V233H176ZM190 232V233H189ZM201 232V233H200ZM209 232H210V234H209ZM183 233V234H182ZM189 233V234H188ZM196 233H197V235H196ZM158 234V233H157ZM166 234V235H165ZM173 234H175L174 236H173ZM178 234V236H176ZM180 234V235H179ZM199 234V235H198ZM164 237H163V236ZM189 235V236H188ZM207 235V236H206ZM211 235V236H210ZM220 235V236H219ZM184 237L183 239L181 238V237ZM186 236V237H185ZM197 236H199L200 237V240H199V237H197ZM214 236V237H213ZM169 237H170V240H169ZM172 237V238H171ZM175 237V238H174ZM177 237H178V239H177ZM220 239H219V238ZM204 238V239H203ZM214 238H215V240H214ZM225 238V237H224ZM176 239H177V241H176ZM181 241H180V240ZM197 239L199 240V241H197ZM173 240H175L174 242H173ZM211 240V241H210ZM165 241V242H164ZM171 241V242H170ZM179 241H180V243H179ZM193 241V240H192ZM191 241V242H192ZM205 241V242H204ZM210 241V242H209ZM213 241V242H212ZM160 242V243H159ZM167 243H169V244H171V245H168ZM174 243H175V245H174ZM160 244H162V245H160ZM172 244H173V247H172ZM189 244V245H188ZM168 248H166L165 246ZM178 245H179V247H178ZM198 245V246H197ZM169 246V247H168ZM187 246V247H186ZM193 246V245H192ZM203 246V247H202ZM213 246V247H212ZM161 248V250H160V248ZM178 247V248H177ZM211 247V248H210ZM171 248H172V250L173 251H176V252H173V251H171ZM188 248V249H187ZM192 249V252H191V250H189V249ZM197 248V249H196ZM214 248V249H213ZM170 249V250H169ZM175 249V250H174ZM166 250V251H165ZM164 251L166 252V253H164ZM185 251V252H184ZM199 251V252H198ZM188 252V253H187ZM213 252V253H212ZM138 254V255H137ZM136 255H134V256H132V253H129V255H130V257H129V255H127V256H122V255H115L114 257H115V263L114 264H117V263H121V264H142V262H143V264H149V263H159L158 261L156 262L155 260H154V262H153V259H150V258H148L147 260H144V257H142L143 255H141V253H137ZM182 254H183V256H182ZM173 255V256H172ZM186 255V256H185ZM190 255V256H189ZM194 255V256H193ZM197 257H196V256ZM210 255V256H209ZM133 258H132V257ZM203 256V257H202ZM135 257V258H134ZM185 257V258H184ZM189 257H192V259H189ZM200 257H202L201 259H200ZM117 258V259H116ZM119 258L121 259V261H119ZM123 258V259H122ZM126 258L128 259V260H126ZM130 258V259H129ZM138 260H137V259ZM183 258V259H182ZM194 258V259H193ZM214 258V259H213ZM134 259V260H133ZM188 259V260H187ZM210 259V260H209ZM169 262H168V261ZM171 260V261H170ZM187 260V261H186ZM190 260V261H189ZM203 260V261H202ZM118 261V262H117ZM123 261V262H122ZM129 261V262H128ZM183 261V262H182ZM198 261V262H197ZM201 261V262H200ZM206 261H208V262H206ZM211 261V262H210ZM214 261V262H213ZM117 262V263H116ZM139 262V263H138ZM187 262V263H186ZM190 262V263H189ZM160 264V263H159Z\"/></svg>", "mask_w": 264, "mask_h": 264}, {"label": "built area", "instance_id": "built-area-1", "mask_svg": "<svg viewBox=\"0 0 264 264\" xmlns=\"http://www.w3.org/2000/svg\"><path fill=\"white\" fill-rule=\"evenodd\" d=\"M225 264H264V245L250 231L240 232L228 246Z\"/></svg>", "mask_w": 264, "mask_h": 264}]
</instances>
